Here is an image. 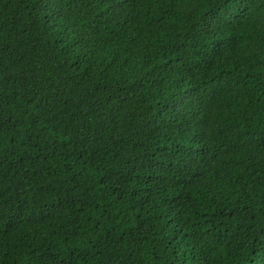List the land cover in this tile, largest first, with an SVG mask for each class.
I'll use <instances>...</instances> for the list:
<instances>
[{"label": "trees", "instance_id": "trees-1", "mask_svg": "<svg viewBox=\"0 0 264 264\" xmlns=\"http://www.w3.org/2000/svg\"><path fill=\"white\" fill-rule=\"evenodd\" d=\"M0 264H264V0H0Z\"/></svg>", "mask_w": 264, "mask_h": 264}]
</instances>
